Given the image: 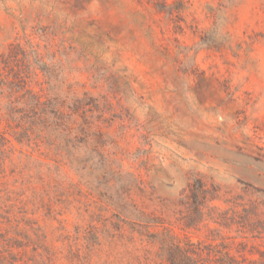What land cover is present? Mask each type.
I'll list each match as a JSON object with an SVG mask.
<instances>
[{
    "label": "rangeland",
    "instance_id": "374dc122",
    "mask_svg": "<svg viewBox=\"0 0 264 264\" xmlns=\"http://www.w3.org/2000/svg\"><path fill=\"white\" fill-rule=\"evenodd\" d=\"M167 231L264 264V0H0V264Z\"/></svg>",
    "mask_w": 264,
    "mask_h": 264
},
{
    "label": "trees",
    "instance_id": "16d2710c",
    "mask_svg": "<svg viewBox=\"0 0 264 264\" xmlns=\"http://www.w3.org/2000/svg\"><path fill=\"white\" fill-rule=\"evenodd\" d=\"M36 105V108L40 111L38 116L45 115L46 113H43L41 107L42 104L37 101ZM50 119L48 121L52 123L55 120L57 121V118L53 116ZM157 240L161 244L162 259L165 264H250L242 254L243 250H236L233 253L223 240L215 246L206 245L201 242L177 239L169 231Z\"/></svg>",
    "mask_w": 264,
    "mask_h": 264
}]
</instances>
